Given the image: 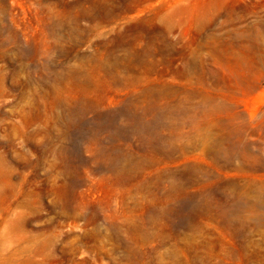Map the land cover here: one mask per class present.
I'll return each instance as SVG.
<instances>
[{"label": "rangeland", "instance_id": "obj_1", "mask_svg": "<svg viewBox=\"0 0 264 264\" xmlns=\"http://www.w3.org/2000/svg\"><path fill=\"white\" fill-rule=\"evenodd\" d=\"M0 264H264V0H0Z\"/></svg>", "mask_w": 264, "mask_h": 264}]
</instances>
